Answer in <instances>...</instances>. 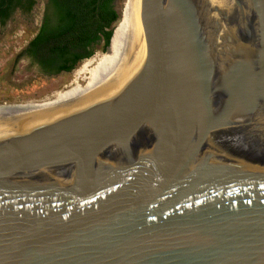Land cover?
<instances>
[{
    "label": "water",
    "instance_id": "water-1",
    "mask_svg": "<svg viewBox=\"0 0 264 264\" xmlns=\"http://www.w3.org/2000/svg\"><path fill=\"white\" fill-rule=\"evenodd\" d=\"M0 264H264V0H138L105 84L0 120Z\"/></svg>",
    "mask_w": 264,
    "mask_h": 264
},
{
    "label": "trees",
    "instance_id": "trees-1",
    "mask_svg": "<svg viewBox=\"0 0 264 264\" xmlns=\"http://www.w3.org/2000/svg\"><path fill=\"white\" fill-rule=\"evenodd\" d=\"M116 0H46L35 37L19 53L38 72L52 76L71 73L98 48L110 45L120 12ZM36 0H0V27L7 25L16 11L30 13Z\"/></svg>",
    "mask_w": 264,
    "mask_h": 264
},
{
    "label": "rangeland",
    "instance_id": "rangeland-1",
    "mask_svg": "<svg viewBox=\"0 0 264 264\" xmlns=\"http://www.w3.org/2000/svg\"><path fill=\"white\" fill-rule=\"evenodd\" d=\"M36 1L30 13L16 11L11 21L0 27V106L50 98L52 93L66 89L72 83L75 70L87 60L79 63L71 73L48 77L38 72L28 60L18 59L17 54L35 35L43 17L46 0ZM125 2L115 1L120 14ZM104 52L98 48L94 54Z\"/></svg>",
    "mask_w": 264,
    "mask_h": 264
},
{
    "label": "bare ground",
    "instance_id": "bare-ground-1",
    "mask_svg": "<svg viewBox=\"0 0 264 264\" xmlns=\"http://www.w3.org/2000/svg\"><path fill=\"white\" fill-rule=\"evenodd\" d=\"M137 2L138 0H126L108 50L96 53L85 60L75 70L74 79L66 89L56 91L50 98L41 101L0 106V120L26 121L57 112L85 98L105 84L121 68L128 54Z\"/></svg>",
    "mask_w": 264,
    "mask_h": 264
},
{
    "label": "flooded vegetation",
    "instance_id": "flooded-vegetation-1",
    "mask_svg": "<svg viewBox=\"0 0 264 264\" xmlns=\"http://www.w3.org/2000/svg\"><path fill=\"white\" fill-rule=\"evenodd\" d=\"M36 33H37V32H36ZM36 33H35V35H36ZM35 35H34V36L28 41L27 45H28L29 42L35 37ZM27 45H26V46H27ZM26 46H25V47H26ZM25 47H24V48H25ZM24 48H23V49H24ZM21 59L28 60L27 57H23V58H21ZM28 61H29V60H28ZM41 74H42V73H41ZM42 75H43V76H47V75H44V74H42ZM56 75H58V74H56ZM52 76H55V75H52ZM48 77H49V76H48Z\"/></svg>",
    "mask_w": 264,
    "mask_h": 264
}]
</instances>
